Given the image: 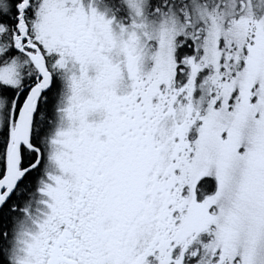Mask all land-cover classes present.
Masks as SVG:
<instances>
[{"label": "snow or ice", "instance_id": "snow-or-ice-1", "mask_svg": "<svg viewBox=\"0 0 264 264\" xmlns=\"http://www.w3.org/2000/svg\"><path fill=\"white\" fill-rule=\"evenodd\" d=\"M0 264H264V0H0Z\"/></svg>", "mask_w": 264, "mask_h": 264}]
</instances>
